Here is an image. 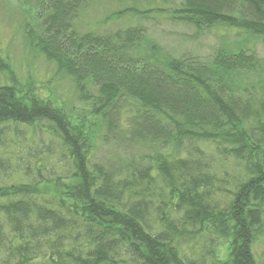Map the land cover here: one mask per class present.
<instances>
[{
  "label": "trees",
  "instance_id": "obj_1",
  "mask_svg": "<svg viewBox=\"0 0 264 264\" xmlns=\"http://www.w3.org/2000/svg\"><path fill=\"white\" fill-rule=\"evenodd\" d=\"M89 1L44 0L26 29L88 109L0 51V264H264V96L230 78L260 71L257 54L169 56L140 23L84 30ZM160 2L107 19L264 40V0Z\"/></svg>",
  "mask_w": 264,
  "mask_h": 264
},
{
  "label": "rangeland",
  "instance_id": "obj_2",
  "mask_svg": "<svg viewBox=\"0 0 264 264\" xmlns=\"http://www.w3.org/2000/svg\"><path fill=\"white\" fill-rule=\"evenodd\" d=\"M44 0H0V51L8 58L13 70L23 79L31 78L48 93L74 104L78 109H88L81 101L70 78L59 74L55 64L44 58L30 45L26 29H38L40 13L46 15ZM162 5L160 0H90L74 21L84 30L100 28L118 29L122 26L142 24L148 29L147 37L169 56L184 54L212 56L218 50L228 53H256L261 70H236L230 74L237 87L256 86L264 96V40L251 33H242L236 27L217 24L198 32L195 27L173 21L162 14H153L139 20L127 14L120 19H107L116 10L132 7L145 10ZM108 28V29H107ZM249 51V52H248Z\"/></svg>",
  "mask_w": 264,
  "mask_h": 264
}]
</instances>
